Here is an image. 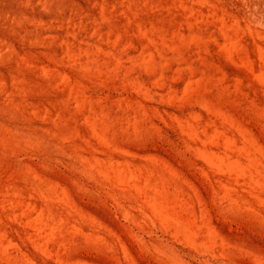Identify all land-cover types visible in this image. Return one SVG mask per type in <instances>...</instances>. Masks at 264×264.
<instances>
[{"label": "rangeland", "instance_id": "obj_1", "mask_svg": "<svg viewBox=\"0 0 264 264\" xmlns=\"http://www.w3.org/2000/svg\"><path fill=\"white\" fill-rule=\"evenodd\" d=\"M0 264H264L262 0H0Z\"/></svg>", "mask_w": 264, "mask_h": 264}, {"label": "bare ground", "instance_id": "obj_2", "mask_svg": "<svg viewBox=\"0 0 264 264\" xmlns=\"http://www.w3.org/2000/svg\"><path fill=\"white\" fill-rule=\"evenodd\" d=\"M263 1V3H264V0H262Z\"/></svg>", "mask_w": 264, "mask_h": 264}]
</instances>
